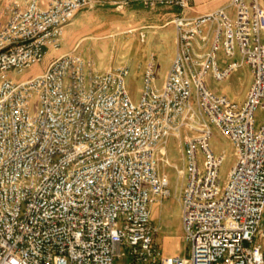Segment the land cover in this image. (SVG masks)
Listing matches in <instances>:
<instances>
[{"label":"built area","instance_id":"obj_1","mask_svg":"<svg viewBox=\"0 0 264 264\" xmlns=\"http://www.w3.org/2000/svg\"><path fill=\"white\" fill-rule=\"evenodd\" d=\"M130 1L179 9L167 73L158 85L151 57L137 101L127 65L98 71L74 51L9 78L58 49L64 27L98 2L0 0V264H264V6L230 0L233 16L188 15L195 0ZM242 66L252 77L242 103L209 87ZM214 129L234 147L224 182ZM183 130L190 252L165 255L151 205L170 194L159 161Z\"/></svg>","mask_w":264,"mask_h":264},{"label":"rangeland","instance_id":"obj_2","mask_svg":"<svg viewBox=\"0 0 264 264\" xmlns=\"http://www.w3.org/2000/svg\"><path fill=\"white\" fill-rule=\"evenodd\" d=\"M173 10L166 11L157 9L156 11H152L144 7L139 1H132L128 8H124L120 11L112 9L111 11L118 16V30L110 36L98 39V42L94 45L89 44L87 46L89 49L85 48L82 54H78L84 60H86V58L83 57L85 53L92 57L95 61L92 67L96 64H106V69H108L115 65H127L130 71L127 76V88L132 99L137 101L142 84L143 68L136 59L135 50L136 45L141 47L144 45L143 41H139V32L144 31L145 34L149 33V29H143L139 25H156L154 28L152 27L150 29L162 31V28H158L157 25L159 26L171 18V14L167 15V12L176 13L179 9L174 7ZM164 15L166 17H163ZM169 26L171 28L167 27L165 31L170 33L173 28V23H169ZM76 51L79 52L78 50ZM53 53L54 50L49 47L40 62L32 64L21 71L9 70L7 76L14 81L32 77L37 72L41 71V69L46 68L47 59ZM156 73L158 81L160 73H158V71ZM248 80L249 73L246 67L242 66L235 70L225 81L216 82L214 80H208L207 82L209 87L217 93L225 94L234 101H241L244 98ZM262 114V112L257 113L258 117H261ZM184 133L185 131L183 130L179 134H173L168 137L165 155V159H167L168 162L159 161L160 171L166 173L168 176L170 194L156 201L159 202L156 206L161 213H157L154 216L152 215V225L156 228L154 237L163 254L175 252L182 256H189L190 243L184 238L180 223V199L185 178L182 173H179V170H181L184 165V159L182 157ZM210 144L216 153L224 155L219 171L221 181L224 182L228 170L235 161L234 147L232 143L216 129L213 130ZM164 221L166 224H164ZM164 236L168 238L163 239ZM126 260L127 259L124 258L115 263H121Z\"/></svg>","mask_w":264,"mask_h":264},{"label":"crops","instance_id":"obj_3","mask_svg":"<svg viewBox=\"0 0 264 264\" xmlns=\"http://www.w3.org/2000/svg\"><path fill=\"white\" fill-rule=\"evenodd\" d=\"M98 3L92 7L87 9L79 10L73 19L64 27L63 32V39L61 42V46L58 49H54V53L47 59L48 63L56 56L74 51L76 53L82 54L85 48L89 49L87 46L89 44H95L98 42V39L102 37L110 36L115 31L118 30V16L112 12V9L116 11L123 10L124 8H128L130 2L127 0H96ZM125 2V3H123ZM261 4L264 6V0H260ZM108 6V7H106ZM224 8L231 16L234 14V10L232 5L230 4V0H195L191 7L184 12L188 15H199L204 14L206 12L212 11L216 8ZM166 11H172L173 8L164 7L160 8ZM156 11V10H152ZM174 11V10H173ZM176 13H166L171 14V18L161 25H157L158 28H162V31L153 30L150 28H154L156 25H139L141 28L149 29V33L145 34L144 31H140L139 33H144V39L141 40L139 37V41H143L144 45L138 46L136 45V59L142 66L143 70L145 68L146 62L153 57L155 60L157 71L160 73V78L157 81L158 85H161L167 70L171 64V61L176 52V34H175V27L173 25L172 31L169 33L165 31V29L169 26L171 19ZM159 15V14H156ZM163 17H166L165 15ZM171 28V27H170ZM262 40L264 42V33L262 34ZM81 47V48H80ZM78 50L79 52H77ZM47 52V51H46ZM86 58V61L95 63L94 59L87 55L83 56ZM46 65V67H47ZM97 65V64H96ZM94 65L93 68L98 71L106 70V64H99ZM249 73V80L246 87V91L244 94V98L241 101H236L238 103H242L245 99L246 92L248 87L251 83V73L249 69L246 67ZM45 68L41 69V71L37 72L36 74L41 73L44 71ZM35 74V75H36ZM208 80L213 81L211 78ZM227 80V79H226ZM225 81V80H224ZM213 90V89H212ZM233 100V99H232ZM261 112V111H259ZM167 147L165 146V149ZM182 157H183V150H182ZM159 202H154L151 205V221L152 215L154 216L157 213H161L158 209L156 204ZM181 223V222H180ZM164 224L166 222L164 221ZM167 236H164L163 239H167ZM176 254L175 252L168 253L165 255Z\"/></svg>","mask_w":264,"mask_h":264}]
</instances>
